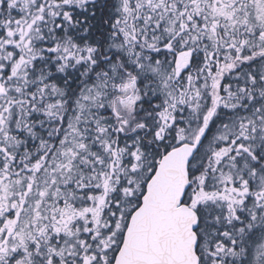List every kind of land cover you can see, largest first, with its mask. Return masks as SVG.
I'll list each match as a JSON object with an SVG mask.
<instances>
[{
    "label": "snow or ice",
    "instance_id": "1",
    "mask_svg": "<svg viewBox=\"0 0 264 264\" xmlns=\"http://www.w3.org/2000/svg\"><path fill=\"white\" fill-rule=\"evenodd\" d=\"M0 264H264V0H0Z\"/></svg>",
    "mask_w": 264,
    "mask_h": 264
}]
</instances>
